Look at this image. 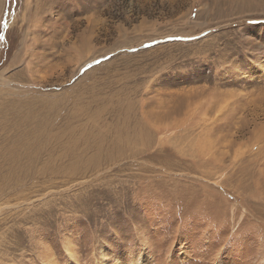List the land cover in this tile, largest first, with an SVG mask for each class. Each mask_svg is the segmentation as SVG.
I'll use <instances>...</instances> for the list:
<instances>
[{
  "label": "rangeland",
  "instance_id": "obj_1",
  "mask_svg": "<svg viewBox=\"0 0 264 264\" xmlns=\"http://www.w3.org/2000/svg\"><path fill=\"white\" fill-rule=\"evenodd\" d=\"M0 264H264V0H0Z\"/></svg>",
  "mask_w": 264,
  "mask_h": 264
}]
</instances>
